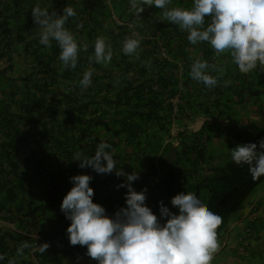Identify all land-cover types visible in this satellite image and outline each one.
Returning a JSON list of instances; mask_svg holds the SVG:
<instances>
[{
	"label": "trees",
	"instance_id": "obj_1",
	"mask_svg": "<svg viewBox=\"0 0 264 264\" xmlns=\"http://www.w3.org/2000/svg\"><path fill=\"white\" fill-rule=\"evenodd\" d=\"M178 1L191 5L190 0ZM70 2L76 16L66 22L67 29L76 25L88 3ZM66 3L58 0L50 12L62 14ZM113 12L119 18L125 14V19L121 26L110 20L111 27L104 30L113 50L107 66L89 63L95 44L91 35L87 51L79 52L75 69L64 68L55 46L36 43L28 74L8 77L12 70L8 58L9 64L0 70V221L15 228L3 231L0 227V255L4 257L0 264L10 260L33 264L28 261L30 250L44 243L50 245L44 253L37 249L32 254L38 264H70L63 262L62 254L72 256L85 249L70 244L67 228L71 221L60 210L73 187L70 177L74 175L93 177L89 185L94 189L93 202L103 206L108 216L126 207L127 188L117 187L125 183V177H117L115 172L97 174L90 167L81 169L80 162L74 160L77 153L93 156L100 141L111 145L106 151L113 155L117 170L138 173L140 178L132 187L137 192L147 189L146 206L161 224L165 219L160 217L159 202L179 214L171 199L181 192H193L222 216L218 238L235 221L246 219L250 228L249 216L264 208V176L253 181L248 166L236 165L231 158V149L237 145L256 143L260 150L259 142L264 139V69L256 68L255 81L249 84L250 99L241 98L234 104L218 84L209 89L190 76L195 60L225 68L222 63L231 61L230 55H216L207 42L190 44L187 33L171 29L155 17L157 8L145 7L140 17L128 7L125 13ZM0 13L3 19L20 15L5 5ZM23 21L28 27L35 25L29 19ZM93 31L90 29L88 36ZM134 31L143 37L138 58L122 51L123 41ZM9 35V23L2 21L0 41ZM16 41L24 40L18 37ZM149 60L150 68L145 66ZM89 67L94 69L92 83L81 94L79 81ZM208 72L214 76L216 71L210 67ZM238 104H246L247 115L254 109L262 124H242L243 110H237ZM202 117L211 121L192 131L189 127ZM174 126H179L175 135ZM250 205L254 212L245 215ZM36 231L41 235L44 231L43 240L29 234ZM24 243L29 247L18 255Z\"/></svg>",
	"mask_w": 264,
	"mask_h": 264
},
{
	"label": "clouds",
	"instance_id": "obj_2",
	"mask_svg": "<svg viewBox=\"0 0 264 264\" xmlns=\"http://www.w3.org/2000/svg\"><path fill=\"white\" fill-rule=\"evenodd\" d=\"M127 2L126 7L132 8L137 17L145 11V7L146 10L157 8L159 13L155 17H160V21L168 23L171 29L187 33L190 44L207 42L216 55H230L231 61L222 63L225 68L216 64L220 67L217 68L206 60H195L191 64L190 76L209 89L218 84L226 96L232 97L234 104L241 98L244 101L250 99L249 84L255 81L256 68L264 69V0H192L188 8L172 6V0ZM31 11L33 22L39 29L40 44L51 48L52 41H55L64 68L75 69L79 52L88 48L87 44H79L65 27L69 18L76 16L75 10L66 6L62 14L56 11L49 13L37 4ZM112 14L114 12L110 13L112 23L123 25L125 14L116 17L119 24L113 22ZM142 39L134 31L123 41V53L138 58ZM112 58L110 43L102 36L97 37L94 55L88 57L89 63L95 61L107 66ZM145 66L150 68L151 61L145 62ZM210 67L216 71L214 76L208 72ZM93 72L94 69L89 67L83 73L79 81L81 94L91 85ZM220 96L221 93L216 99ZM236 106H239L237 110H246V104ZM251 113H254V109ZM207 120L211 121L197 118L199 128ZM220 123L225 125L223 121ZM110 147V144L100 141L93 156L77 153L74 160L80 162L78 166L81 169L90 167L97 174L115 172L117 177H125V183L117 187L127 188L126 207H121L114 216H108L103 206L93 202L94 189L89 186L93 177L87 174L70 177L73 187L64 196L60 207L66 219L71 221L67 228L70 244L86 246L85 254L98 264H211L220 247L218 239L221 236L218 238L217 229L222 225V216L213 212L193 192H181L171 199L172 206L178 208L179 214L171 212L162 201L159 202L160 217L165 219L161 224L160 218L146 206L147 189L137 192L132 187V182L140 178L138 173L126 174L123 170H117L113 155L106 151ZM259 149L256 143L241 144L231 149L233 162L247 165L253 181L264 176V139L259 142ZM250 208L251 205L248 211L252 214L254 206ZM255 213L252 216L255 217ZM28 247L27 243L22 244L17 250L18 255H22ZM49 247L48 243H44L38 246V250L44 253ZM0 259L4 257L0 255ZM9 264H14V261L10 260Z\"/></svg>",
	"mask_w": 264,
	"mask_h": 264
},
{
	"label": "crops",
	"instance_id": "obj_3",
	"mask_svg": "<svg viewBox=\"0 0 264 264\" xmlns=\"http://www.w3.org/2000/svg\"><path fill=\"white\" fill-rule=\"evenodd\" d=\"M20 0H0V9L5 6L10 7L14 12L19 13L20 15L16 16L13 19H3L0 17V23L2 21H6L9 23L10 35L6 41H0V53L4 54V57L0 59V70H2L5 66L9 63L6 59H10L12 64V70L9 71L8 77L12 79H17L23 77L25 74H28L31 71V64H32V56L33 50L36 48V43H39V29L36 25H31L28 27L25 23H23L25 19H32V11L31 9L36 6L37 4L40 5L42 9H47L50 12V9L53 7L55 8L58 0H23L19 3ZM70 1L73 0H66V4L64 7L72 5ZM79 1V0H78ZM88 1L85 4L84 11L79 13L75 20V26L68 29L71 31L76 38L77 42L81 45L87 44L91 42V35L93 37V42L97 37H104L106 42H109V36L104 34V30L111 27L110 15L111 12L116 11L117 13L121 11L125 12L126 2L125 0H116L117 6L113 5V0H103V2H99L98 0H85ZM84 2V1H83ZM99 2V3H97ZM76 3V2H74ZM172 6L188 8L187 5L181 3L178 0H172ZM0 10V12H1ZM51 13V12H50ZM1 14V13H0ZM5 15H9L3 13ZM18 17V18H17ZM34 23V22H33ZM83 26L93 29V32H90V36H88L89 30L83 28ZM102 27V30L100 29ZM18 37H23V42H17L16 39ZM1 40V39H0ZM6 44V46L4 45ZM29 46V50L27 51L26 48ZM39 46V45H38ZM52 46H55L60 52L59 46L55 41H52ZM235 74V73H234ZM239 108V106H236ZM197 120V119H196ZM192 131H196L199 128L198 122L196 121L189 127ZM179 126H174L172 128L173 135L178 132ZM142 172L145 171L144 168L141 169ZM135 190V189H134ZM136 191V190H135ZM125 200V199H124ZM0 201H1V193H0ZM247 213V212H246ZM241 222L245 221H236L229 226L227 233L221 235L218 239L219 242V250L214 254L213 260L211 264H244L246 261L245 259L240 260L241 254L244 250L243 242L247 245V240L245 238L242 240L243 235L246 236L243 231V224ZM0 227L3 230L4 228H10L14 230V225L12 224H5L0 221ZM4 231V230H3ZM44 232V231H43ZM42 232V235H43ZM46 232V231H45ZM29 234L35 240H43V236L41 233L39 234L36 232H29ZM50 236V235H48ZM42 245V244H41ZM252 246V245H251ZM38 248H33L30 250V257L28 259L29 262L33 264H38L34 256L32 255L34 251H38ZM250 251H252L250 249ZM80 252H87V247L84 250L76 252L72 256H68L67 254H62L63 262H69L70 264H82L76 258V255ZM240 255V256H238ZM215 261H217L215 263ZM241 261V262H240ZM247 264H257L254 261H251Z\"/></svg>",
	"mask_w": 264,
	"mask_h": 264
},
{
	"label": "rangeland",
	"instance_id": "obj_4",
	"mask_svg": "<svg viewBox=\"0 0 264 264\" xmlns=\"http://www.w3.org/2000/svg\"><path fill=\"white\" fill-rule=\"evenodd\" d=\"M117 2L118 1L113 0V5L117 6ZM189 3L192 5V0H190ZM251 111L252 109L250 110L248 115L244 113V109L243 111H241L240 115H242V124L247 125L253 122L257 126H260L262 124V122H260L261 117H259L256 113H251ZM261 209L255 213L256 218L254 217V215L249 216V220H251V225H250L251 229L247 227V223L241 222L243 224L244 233H246L247 230V233L245 234L246 236L243 235L242 237V240L244 238L245 241L247 240V245H245V242H243L244 250L242 252H239L242 253L241 257H243L240 258V260L242 259L246 260L244 264H247L251 261H254L257 264H264V208ZM246 212L247 215L250 214L248 208L245 211V213ZM245 220L242 219V221ZM247 228H249V230ZM250 249L252 251H250ZM216 262L217 261H215V263Z\"/></svg>",
	"mask_w": 264,
	"mask_h": 264
},
{
	"label": "built area",
	"instance_id": "obj_5",
	"mask_svg": "<svg viewBox=\"0 0 264 264\" xmlns=\"http://www.w3.org/2000/svg\"><path fill=\"white\" fill-rule=\"evenodd\" d=\"M111 18H112V20H113V22H114L115 24H119V23H120L119 20L116 18V16H114V14H112ZM76 258H77V260H78L79 262H81L82 264H98V261H96V260L90 258V257H89L87 254H85V253H78V254L76 255Z\"/></svg>",
	"mask_w": 264,
	"mask_h": 264
}]
</instances>
